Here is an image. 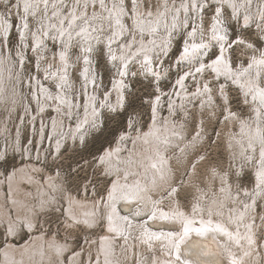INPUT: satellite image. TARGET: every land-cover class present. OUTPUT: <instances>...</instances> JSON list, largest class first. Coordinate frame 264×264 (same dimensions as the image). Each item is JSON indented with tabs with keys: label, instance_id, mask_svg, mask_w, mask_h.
Listing matches in <instances>:
<instances>
[{
	"label": "snow or ice",
	"instance_id": "6c2138e0",
	"mask_svg": "<svg viewBox=\"0 0 264 264\" xmlns=\"http://www.w3.org/2000/svg\"><path fill=\"white\" fill-rule=\"evenodd\" d=\"M3 2L8 5L11 0ZM251 3L252 0H245L243 4L237 0H181L177 6L175 0H18L15 7L22 6L19 23L15 17L9 21L7 9L0 13V66H9V72L20 78L21 87H24L22 77L28 76L29 105L35 103L33 111L40 114L47 111L51 117L55 105L54 110L62 119L58 122L51 118L52 136L48 135L41 122L40 132L44 138L56 139L59 135L73 141L66 179L75 182L79 190L80 181H88L89 169L103 171L106 177L115 176L110 181V188L106 189V198L102 197L98 205H93L95 211L86 213L83 219L68 217L71 221L68 229L83 226L94 230L99 227L106 232L98 242L84 241L86 245L98 243L97 251L90 254L88 264H113L115 249L120 247L127 253L130 239L139 240L149 254L154 242L167 252L163 261L159 258L142 261L136 258L133 244L132 264H192L185 254L187 241L193 233L197 237L218 233L237 247L246 242L249 251L244 252L245 257L250 256L254 246H259L264 240V215L246 216L251 208L259 207V199H264V8L256 16L246 14ZM209 11L212 12L211 27L198 28L197 20L203 25L204 15ZM223 17L235 21L238 29L227 25ZM177 31L183 47H177L179 55L173 61L176 79L174 83H165L173 75V63L169 61L176 56L171 44ZM197 37L199 42H196ZM238 51L251 54L243 62L246 67H236ZM93 56L97 58L98 66L102 60L105 67L111 64L116 69L120 79L110 81L111 89L101 87L99 74L91 71ZM81 63L89 67L77 75ZM33 65V70H39L41 65H46V68L33 76L28 71ZM134 65H138L137 71L132 70ZM198 76L204 77L199 86ZM37 77H42V80ZM189 80L196 91L181 97V103H175L173 97L188 92L186 84ZM33 81L35 93L32 92ZM49 81L51 83L45 87ZM169 87L173 89L171 92L166 91ZM233 91L243 97L242 102L237 101L238 104L251 108L248 119L243 118V107L239 112L233 110ZM185 100L188 103L195 101L190 110ZM164 106L168 117L160 115ZM197 111L200 116L198 125ZM81 112L82 120L79 118ZM145 115L148 120L144 119ZM181 117L185 123L192 120L194 142L202 139L206 122L208 125L213 121L217 124L223 122L225 126L229 122L239 124L240 131L234 133L232 139L240 137L237 143L242 168L249 164L255 168V183L251 192L242 191L243 184L236 187V202L239 203V197L243 195L251 203H240L243 211L235 219L229 216V224L235 226L234 232L223 223L214 222L211 209L207 221H197L179 211L171 215L161 212V220L179 224L178 232H150L144 227L149 220L157 218L154 209L158 202H153L150 214L142 211L141 205L147 208L149 193L158 188L157 178L165 179L168 160L164 153L174 140L182 139L185 123L179 122ZM66 121L71 122L74 129L67 133L59 131ZM31 143L35 146L34 141ZM142 147L143 152L138 151ZM67 150V144L56 139L57 155L53 164L46 166L59 168L58 177L64 169L63 158ZM124 152L127 156L123 160L117 159L116 163L125 167H113L114 158H119ZM5 156L6 153H0V161ZM204 159V156H199V160ZM57 160L61 163L56 164ZM195 166L193 164V168ZM133 169L142 170V173ZM149 173H152L150 180ZM210 174L213 180L217 177L220 180L218 192L214 191L213 195L225 198V201L213 199L212 206L223 208L224 202L233 201V188L229 181L233 175L240 179L241 173H233L230 167L228 172L222 168L217 172L212 168ZM14 175L15 172L7 177L8 180L11 181ZM141 175L145 183H141ZM90 186L91 182L85 184V191ZM177 193L178 189L171 188L168 195ZM50 204V201L41 202L22 217L19 214L13 217L11 213L0 217V245H6L9 239L16 242L21 233L42 232L39 217ZM195 212L196 208H193ZM246 219L247 223L244 222ZM257 219L261 230L259 238L255 231ZM138 225L143 231L138 237L133 236ZM47 235L50 237L48 247L57 258L63 256L68 245L58 242V233L53 234L49 230ZM72 251L73 261L64 256L68 264H75V258L80 256L74 249ZM87 251L91 252V249ZM78 264H84L83 259ZM230 264L244 262L233 258Z\"/></svg>",
	"mask_w": 264,
	"mask_h": 264
},
{
	"label": "rangeland",
	"instance_id": "374dc122",
	"mask_svg": "<svg viewBox=\"0 0 264 264\" xmlns=\"http://www.w3.org/2000/svg\"><path fill=\"white\" fill-rule=\"evenodd\" d=\"M18 0H11V3L8 5H5L3 0H0V10L2 13L5 12L7 9L9 12V21L12 20L13 17H15V20L17 23H19L20 14L22 13V6L20 8L15 7ZM176 4L179 5L181 3V0H175ZM245 0H237V3L243 4ZM264 8V0H252L251 7L247 10L246 14L256 16L258 11ZM231 10L229 9V12ZM243 11V9H241ZM198 15V14H197ZM212 12L209 11L205 13L204 15V24L201 25L200 21L197 20V27H207L210 28L212 24ZM226 21L227 25L237 27L236 22L228 19L227 17H223ZM253 31H255V26L253 25ZM186 39H191L187 36H185ZM196 42H199V37L196 38ZM180 47L182 49L183 42L181 41L180 32L177 31L176 35L172 37V44L171 49L173 52H176L177 47ZM51 48V43L49 44V49ZM7 54V53H6ZM50 55V52H49ZM179 53L176 52V56H173L172 59L169 61L170 63H173V61L178 57ZM238 59L236 67H240L243 65L246 67L247 65L244 64V60L250 58V53H244L242 51H238L236 53ZM89 67L88 65H84L81 63L79 65L77 75H79L85 68ZM46 68V65H41L39 70H33L34 65L28 69L29 73L33 76L37 75V71H43ZM165 68H167V65H165ZM133 71L138 70V65L132 66ZM16 71H20L17 69ZM91 71L98 73V81L102 82L101 87H107L111 89V80H119L120 77L116 75V69L111 65H107L105 67L103 61L101 60L99 62V66L97 65V58L93 56L92 58V64H91ZM175 64L173 63V75L169 78V80H166L165 83H174L176 77H175ZM11 82L8 83L7 90L3 93V95L0 97V153H6L5 159L0 161V176L1 178H4L5 175L7 177L15 170L19 169L20 167H24L26 165L29 166L30 163H34L35 165H38L41 167L40 170V176L44 182H46L47 177L52 176L54 181L57 182L58 188L57 189H49L54 197L55 200H50L51 204L50 206L45 210V213L42 214L39 217L40 225L43 229V231H35L33 230L31 233H21V236H18L16 238V242L18 245H21L22 243L28 241L31 239V234L35 232L36 234L43 233L44 236L49 239L50 237L47 235L49 230L53 234L58 233V241L61 244L66 243L68 245V251L64 253L63 256H60L57 258L55 252L52 250L51 253L48 252V248H46V254L45 258L44 255H40V253H36L33 257L35 260H38L41 262V264H68L67 261L64 260V256H67L69 258V261H73V249L75 252H80L81 254L79 256V260L83 259L84 264H88L89 256L91 253L96 252V248L94 245L91 244H85V240L90 239H97L98 237L102 236L104 231H102L99 227H96L93 229H85L83 226L80 228H72L68 229L67 225L71 223V221L68 219L69 215L67 214V208H68V196L70 194L74 195L75 197L83 200H97L100 201L102 197L106 198L107 196V188H110V181L112 179H115V176H109L106 177L103 174V171L100 172H94L93 169L87 170L88 175V181H80L81 187L79 190L76 188V183L73 181H69L66 179L67 177V171H68V164L71 163V156H72V148H73V141L70 138L62 137L57 135L56 139H60L62 144H67L68 150L64 152V158H63V165L64 169L61 172L60 177L57 176V172H60L61 170L59 168H49L46 165H52L55 156L57 155L55 148H56V139H45L43 134L40 132L41 122L45 126V131L48 133L49 136L53 135V130L50 127L51 124V118H56L57 113L55 112L54 108L55 105H53V110L51 111V117H49L48 112L46 111L43 114H40L38 112L33 111V108L35 107V103L30 106L29 105V96L31 95L28 88V76L25 75L22 77L24 82V87H21V84L19 82L18 77L15 75H11ZM38 79L42 80V77H37ZM201 79H204L203 76H198L196 78L197 80V86H199V82ZM223 79V78H221ZM51 81L48 82V84H45V87H48ZM76 87L78 88L79 85L77 84ZM186 87L188 89V92H181L180 97H173V100H175V103L179 104L181 103V97H186V93L188 95L190 92H195L196 87L193 86L191 80H189L186 84ZM173 89L171 87L167 88L166 91L171 92ZM35 82L33 81V88L32 92L35 93ZM98 95V93H97ZM113 94L112 102H115ZM232 99H233V110L239 112L240 108H244V119H248V114L251 112L250 107H245L242 103H237V101L243 100L242 96H237L236 92L233 91L231 93ZM4 98V99H3ZM179 99V100H178ZM5 100L8 102L5 103ZM15 101V103H12V101ZM178 101V102H177ZM186 104V107L190 110L195 103L193 101L192 103H188L187 100L184 101ZM27 110V112H26ZM160 115L163 117L168 116V110L167 107L164 106L160 110ZM19 117V119L17 118ZM33 117H36L34 120ZM83 113L80 114V119H82ZM197 117V125L200 119L199 111L196 113ZM145 120H148V116H144ZM179 122H183L184 118L181 117ZM69 124V125H68ZM68 125V126H67ZM74 125L71 124V122L66 121L65 126L59 130L64 133H67L68 131L74 129ZM185 140L193 141V138L195 136V130L193 126V122L191 119H188L185 123ZM198 130V128H197ZM240 127L239 124H234L233 122H229L227 126L223 122L217 124L215 121L212 122L211 125H208L206 122V125L203 128L202 133V139L197 141L194 146H189L188 148H184V151H180L181 149L179 146L174 147V150L170 148V150L167 149L168 156L172 159V175L171 177L167 176L170 179V182H167V184L163 185L159 191H154L151 193L154 198V202H158L157 206H162L164 210L171 211L176 208H180L179 212H184L187 214H193V208H194V201L201 199V196H206V202L212 206V200L216 199L219 201L220 196H214L213 192H218V189L220 187V180L217 177L215 180L212 179L210 170L212 168H215L217 172L220 171L222 168L224 172H228L229 168L231 167L232 172H240L241 178L237 179L234 175L232 176V179L229 181L232 184L233 191V201H235L232 204V209H235V204L237 208H240V203H243L242 201H246L245 203H251V201L247 200L243 195L239 197V203H236L235 197H236V187L237 185L243 184L242 191H248L251 192L252 188L254 187L255 183V168H253L250 164L247 166H243V161L239 158V154L237 153L236 157L233 155V151L231 150L232 146H229L231 142L235 141V139L239 136H236L235 139H232V136L234 133H239ZM216 133H219L217 135ZM209 137L211 139L209 140ZM32 141L35 142V146L31 143ZM114 146V145H113ZM97 147H99V144H97ZM105 148L108 147L107 144L104 145ZM131 147V145H130ZM51 149V154H49V150ZM177 149V150H176ZM181 159H175L176 156L181 154ZM29 153V154H27ZM178 153V154H176ZM176 155V156H175ZM187 155V156H186ZM204 156L205 159L203 161L199 160V156ZM37 157L39 158V163H37ZM56 164H60L61 161L57 160L55 161ZM193 164H195V168H193ZM7 170V171H6ZM195 171V172H194ZM195 173V175H194ZM84 173H81V176H83ZM91 182V186L88 188L87 191H85V184H88ZM171 188L178 189L177 194H173L172 196L168 195V192L171 190ZM9 192V186H7ZM55 191V192H54ZM157 192V193H156ZM40 199V198H39ZM38 197H36V204L39 202ZM204 201V200H202ZM152 202V201H151ZM259 207H253L250 209L249 216L254 215H264V199L258 200ZM156 205V204H155ZM11 206V205H10ZM150 206V209L147 212H151L153 209V204L149 205L147 204V207ZM9 207V206H8ZM142 208L145 207L141 205ZM217 208V207H214ZM225 207L221 208L224 209ZM12 209V207H11ZM147 209V208H146ZM198 209V208H197ZM209 209V208H207ZM197 211V210H196ZM149 212V214H150ZM205 213V212H204ZM207 214L205 216H209V211L206 212ZM12 216H16V212H12ZM146 219V217H144ZM209 219V217H208ZM149 220L147 224L144 225V227L151 228L152 230L159 231V230H170V231H176L178 232L179 226L177 225H168L165 224L164 221L159 220ZM198 221V220H197ZM164 223V225L162 224ZM257 228L255 229L257 238L261 235L260 230V221L256 220ZM199 226V225H198ZM2 231V229H0ZM142 232L141 228L137 227L136 230L133 232V236H139ZM213 237H212V236ZM194 237H191L189 239L187 245L192 240H199L200 237H197L195 234ZM208 236L209 238L214 240V242H220L218 237L215 235V233H208L206 236L201 237L200 239L203 240V242H207ZM22 237V238H21ZM215 238V239H213ZM12 239H9L11 241ZM8 241V242H9ZM21 242V243H20ZM124 242L121 241L120 244H123ZM155 243V242H154ZM79 244V246H77ZM129 248L127 253H125L123 250H121V253L118 254V256L123 257V261L125 264V260L127 264H132V245L135 244V251H136V258L142 261L149 260L150 258H155L156 256L160 257L163 256V250L161 246L158 244L153 245V250L149 254V251L141 245L139 240H133L130 239L128 241ZM6 245H0V251L4 249ZM235 248L236 254H239L242 252V248L237 247L235 243L233 244ZM248 246V245H247ZM90 248L91 252L87 251V249ZM256 255H253L252 253L250 256H247L248 260H255L253 263L249 264H264V240L260 241V245L256 248ZM47 252L49 254H47ZM120 252V250L118 251ZM224 258L223 264H228L226 257ZM186 259H193V256L187 253L185 254ZM41 259V260H40ZM76 259V258H75ZM33 260V259H32ZM75 261V264H78V261ZM220 264V263H218Z\"/></svg>",
	"mask_w": 264,
	"mask_h": 264
},
{
	"label": "bare ground",
	"instance_id": "6f19581e",
	"mask_svg": "<svg viewBox=\"0 0 264 264\" xmlns=\"http://www.w3.org/2000/svg\"><path fill=\"white\" fill-rule=\"evenodd\" d=\"M0 13H2L1 10H0ZM8 68H9V66H7V65L0 66V97L7 90L8 83L11 82L10 77L12 74L9 72ZM186 95L188 96V93H186ZM56 119L59 122L62 119V117L56 116ZM82 119H83V117H82ZM185 133H186V130L184 129L183 132L181 133L182 139L174 140L172 142L171 146L168 148V150H170V148L172 150H174V147H176V146L177 147L179 146V148L181 150L182 149L184 150L185 147L188 148L189 146H194L197 141L196 142H194V141L190 142L188 140H185V138H184ZM239 140H240V137H237L235 139V141L231 142L229 145V146H232L231 150L233 151V153H234L233 155H235V157L237 156L236 154L237 153L239 154V152H240V146L237 143V141H239ZM113 147H115V145ZM129 147H130V145H129ZM138 151L143 152V147L138 149ZM183 153L184 152H182L178 156L175 155L176 156L175 159H179V158L181 159V156L183 155ZM27 154H29V153H27ZM164 154L168 160V164L166 167V175H165V179L163 181H161V180H159V178H157L158 188L155 191H159V189H161L163 185L167 184V182H170V179L167 176L171 177V175H172V169H171L172 159L170 156H168L167 150ZM176 154H178V153H176ZM126 156H127V153L124 152L121 154V156L119 158H114L113 167H118V168L123 169L125 166L122 163H116V160L117 159L123 160ZM37 170H39V171H37ZM40 170H41L40 166L35 165L34 163H30L29 166L26 165L24 167H20L19 169L13 171V172H15V175L13 176L11 181L8 180L7 175H5L4 178H1V176H0V217H6L9 213L12 214L13 211L16 212V215L19 214L22 217L23 215H25L28 212L29 209L37 207L41 202L55 200L49 189H51L50 187H52V189H54V190L57 189L58 184H57V182L54 181L52 176L47 177L46 182H44V180L41 177H39L40 176ZM133 171H140L142 173V170H138V169H133ZM12 173L9 176H11ZM194 175H195V173H194ZM151 177H152V173H149L148 179L150 180ZM139 178L141 179V183L146 182L142 178V175ZM7 186H9V192L8 193L6 192V191H8V190H6ZM233 195H234V193H232V196ZM36 197H38V199L40 198L39 202L37 204H36ZM67 198H68L67 214L69 216H75L77 219H83L84 215L86 213H91V212L95 211L96 209L93 207V205L94 204L98 205V202H99L97 200H91L90 201V200L79 199L72 194H70V196H68ZM200 198L201 199L194 201V203H195L194 208H196V210H197L195 213H193L192 215L185 213V211L183 213L185 215L189 216L190 218L195 219V220L199 221L200 219H204L205 221H207L209 216H205V215L207 214L206 212L211 209V212L213 213V215L211 216V219H213L214 222L223 223L226 227L229 228L230 231H233V232L235 231V226L229 224V216L231 215L232 218L235 219V216L240 211H243V209L239 210V208H237L236 204H235V209L234 210L232 209V207H233L232 204L235 201L224 202L225 208L221 209L218 206H217V208L210 206L206 202V196L203 195ZM153 200H154L153 195H151V193H149V199L147 200V204H149V205L153 204V202H154ZM202 200H204V201H202ZM219 201H225V198L223 195L220 197ZM242 202L245 203L246 201H242ZM142 206H144V205L142 204ZM156 206H157V204L155 205L154 210L157 212V218L156 219L159 221H163L159 218V215L161 212H166L169 215H171L174 211H180V208H176V209H173L171 211H166V210H164V208L161 205L158 207H156ZM11 207H12V209H11ZM207 208H209V209H207ZM149 209H150V206H148L147 209H145V210H144V208L141 207L142 211H148ZM217 213H222V215H217ZM208 215H209V213H208ZM246 216H249V213H246ZM244 222L247 223L248 220L246 219ZM164 223L168 224V225L170 224V225L179 226L178 223H173L171 221H164ZM164 223L162 222L163 225H164ZM197 226H198V224H197ZM137 227L139 228V225ZM147 229L150 232H157V233H159V232H164V233L176 232V231H170L167 229H165L164 231L163 230L155 231V230H152L151 228H149L148 226H147ZM141 230L143 231V228H141ZM178 231H180V226H179ZM240 231H241V234L243 235L244 234L243 225L240 226ZM104 235H106V233H104L102 236H104ZM193 235H194V233L192 234L191 237H194ZM215 235L218 237L217 239H219L222 244H220L219 242H214V240L210 239L209 238L210 236H208L209 240L207 242H205V241L203 242V240L200 239L201 238L200 237L199 240H192L187 245L186 253L190 252V254L193 256V259H190L192 261V264H218V263L223 264L224 258L226 255H228L226 257L228 264H230V261L233 258H236L237 260H242L244 262V264L253 263L255 261V260H253V261L248 260V258L243 255L245 251H249V248H248L246 242H242V247H240V248H242V252L239 254H236L235 248L233 246L234 242H229L227 237H224L221 234L215 233ZM49 239H47L43 233L36 234L35 232H33L31 234V239L22 243L21 245H18L13 240L9 241L6 244V246L4 247V249H2L0 251V264H41V262L38 260H35L33 256L37 252L40 253V255L46 254V248H48L47 249L48 252L50 250L52 251V249H50L48 247ZM213 239H215V238H213ZM90 240H91V242H98L99 237L95 240L92 238ZM188 241H187V243H188ZM120 242L121 241H119V243ZM90 244L94 245V247L96 248V251H97L98 243H90ZM154 244H156V245L158 244L160 246V244L157 242L153 243V245ZM256 247L257 246H254V249L252 251V253H254L253 255H256V249H255ZM119 250H120V252H118ZM121 250L122 249L120 247H117L115 249V257L113 259V264H117V261L119 262V264L124 263V261L122 259L123 257L118 256V254L121 253ZM51 251L49 253H51ZM48 252H47V254H49ZM5 253H7V255H5ZM77 253L81 254V251L77 252ZM44 258H45V255H44ZM155 258H159L162 261L165 260L167 258L166 250H163V256H160V257L156 256ZM77 260H79V256L76 257L75 261H77Z\"/></svg>",
	"mask_w": 264,
	"mask_h": 264
}]
</instances>
